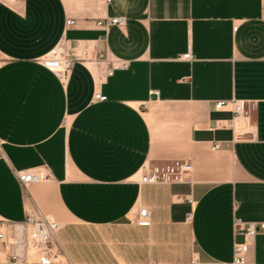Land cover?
<instances>
[{"label": "crops", "instance_id": "0c3cea01", "mask_svg": "<svg viewBox=\"0 0 264 264\" xmlns=\"http://www.w3.org/2000/svg\"><path fill=\"white\" fill-rule=\"evenodd\" d=\"M115 16L125 24L97 26ZM83 40L91 58L67 80L42 64ZM98 51L130 65L107 76ZM232 99L255 102L235 128L215 108ZM175 159L193 164L189 182L136 181ZM40 166L50 177L23 189L17 171ZM35 206L78 264L232 261L234 219L264 222V0H0V217ZM142 206L150 226L130 221ZM248 264H264V231Z\"/></svg>", "mask_w": 264, "mask_h": 264}, {"label": "built area", "instance_id": "2783aa9c", "mask_svg": "<svg viewBox=\"0 0 264 264\" xmlns=\"http://www.w3.org/2000/svg\"><path fill=\"white\" fill-rule=\"evenodd\" d=\"M104 1L107 4L110 2V0ZM74 23L73 19L67 21L69 25ZM124 24L125 18L122 16L105 17L97 21V26L106 30L112 25L123 26ZM234 28L236 29L237 26ZM89 52L90 45L86 40L80 41L71 48L61 44L41 62L65 81L75 61L91 58ZM92 58L108 63L107 76L113 75L118 70L127 69L130 65L129 60L109 58L105 51H98ZM179 58L193 60L191 46ZM94 98L106 100L107 96L97 91ZM215 108L218 110L229 108L234 113L233 128H235L241 118L244 124L250 119L251 113L255 110V102L242 99L219 100L215 103ZM225 126L226 124L221 120L216 121V127L224 128ZM244 127L245 125L240 127L239 131L242 132ZM218 147L219 144L214 146V148ZM192 171L193 164L184 159L156 164L147 163L137 173L136 181L140 184L185 183L191 180ZM16 176L21 187L27 189L30 184L48 179L50 172L45 166H40L17 171ZM185 198L194 204L195 201L191 196L188 195ZM130 221L141 226H150L152 224L150 209L145 206L140 207L138 214ZM233 227L235 237L242 239L234 241L232 261L220 262V264H248L249 251L257 233L264 231V222H246L241 218H235ZM61 228V223L39 206L28 210L25 219L21 222H11L0 217V264H34L35 262L50 264L63 259L68 264H76L70 259L60 238ZM195 262L194 259L193 263Z\"/></svg>", "mask_w": 264, "mask_h": 264}, {"label": "rangeland", "instance_id": "374dc122", "mask_svg": "<svg viewBox=\"0 0 264 264\" xmlns=\"http://www.w3.org/2000/svg\"><path fill=\"white\" fill-rule=\"evenodd\" d=\"M57 220V219H56ZM61 238V237H60ZM62 240V239H61ZM62 242H63V244H64V246H65V249H66V252H67V254L69 255V252H68V250H67V248H66V243L62 240ZM69 257H70V255H69ZM70 259L74 262V263H76V264H78L77 262H75L71 257H70Z\"/></svg>", "mask_w": 264, "mask_h": 264}, {"label": "bare ground", "instance_id": "6f19581e", "mask_svg": "<svg viewBox=\"0 0 264 264\" xmlns=\"http://www.w3.org/2000/svg\"><path fill=\"white\" fill-rule=\"evenodd\" d=\"M238 123V122H237Z\"/></svg>", "mask_w": 264, "mask_h": 264}]
</instances>
